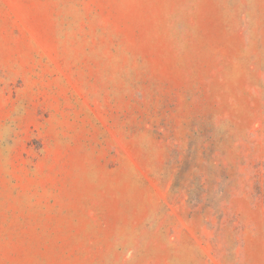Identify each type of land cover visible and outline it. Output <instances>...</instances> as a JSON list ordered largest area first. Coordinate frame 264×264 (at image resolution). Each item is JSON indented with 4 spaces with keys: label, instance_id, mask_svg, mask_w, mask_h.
Wrapping results in <instances>:
<instances>
[{
    "label": "rangeland",
    "instance_id": "374dc122",
    "mask_svg": "<svg viewBox=\"0 0 264 264\" xmlns=\"http://www.w3.org/2000/svg\"><path fill=\"white\" fill-rule=\"evenodd\" d=\"M0 264H264V0H0Z\"/></svg>",
    "mask_w": 264,
    "mask_h": 264
}]
</instances>
